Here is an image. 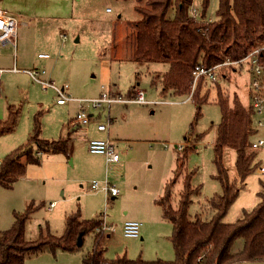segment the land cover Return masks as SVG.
<instances>
[{
    "label": "rangeland",
    "instance_id": "obj_1",
    "mask_svg": "<svg viewBox=\"0 0 264 264\" xmlns=\"http://www.w3.org/2000/svg\"><path fill=\"white\" fill-rule=\"evenodd\" d=\"M137 4L136 0H0V8L18 21L17 39H11L16 50L11 44H0V69L8 70L1 81L0 129L11 115L17 119L11 131L0 135V158L25 146L37 131L40 138L48 141L70 138L68 156L43 152L39 158L38 148L32 145L40 163H26L24 155L21 161L25 172L12 185L0 184V231L9 230L15 215L24 214L34 204L38 209L26 225L28 241L38 240L41 234L61 236L67 217L78 214L82 220L101 218L113 228L95 232L104 235L101 245L105 259L126 256L148 262L173 261V226L163 217L157 201L163 197L166 184L176 176V207L188 173H193L192 185L199 189L192 197L190 219L212 218L214 212L207 202L222 193L221 184L215 179L213 150L221 121L216 89L219 85L231 103L238 95L245 106H251L256 77L251 61L220 68L214 83L205 81L211 93L197 118V107L189 95L163 92V85L156 78L166 73L167 64L135 60L136 32L131 26L142 18ZM193 6L202 12L201 0H195ZM218 7L219 0H210L206 21L215 18ZM173 14L174 10H170L169 16ZM40 53L49 54L50 59H38ZM14 67L19 71H9ZM35 68L46 70L44 78L51 74L50 80L58 87H66L74 99L96 98L103 91L131 98L142 91L149 103L116 104L100 110L87 104V112L93 116L88 125L79 128L74 124L79 104L59 105L54 90L43 89L24 72ZM256 78L264 95V75ZM133 89L136 92L131 95ZM254 119L263 124L252 142L264 137V111L255 112ZM100 124L109 125V130L96 135ZM186 137L192 141L188 153ZM108 138L120 141L117 146L121 160L110 167L104 155L92 154L88 148L89 140ZM184 154V167L176 174ZM258 155L257 161L260 157L264 164V153ZM235 160V151L226 149L224 164L240 189L223 221L226 224H234L244 212L252 211L263 191V176L258 170L241 184ZM105 181L119 190L118 196L91 189L93 182L102 186ZM128 222L142 223L139 238L124 235L123 227ZM95 234L87 235L74 252L45 250L27 257L25 264H81L93 251ZM242 247L239 239L233 251L238 253Z\"/></svg>",
    "mask_w": 264,
    "mask_h": 264
},
{
    "label": "trees",
    "instance_id": "obj_2",
    "mask_svg": "<svg viewBox=\"0 0 264 264\" xmlns=\"http://www.w3.org/2000/svg\"><path fill=\"white\" fill-rule=\"evenodd\" d=\"M136 1V10L142 18L131 26L136 32L135 60L167 64L166 73L156 78L162 83L163 92H173L179 96L192 93L191 99L198 110L197 118L201 116V107L209 101L211 91L206 88L205 79H200L193 89L196 67L212 68L227 60L240 61L253 49L264 47V0H219L215 18L210 22L206 21L210 0H201L199 20L190 14L195 0ZM170 10H174L172 17L169 16ZM259 60L264 66V50ZM216 90L221 121L216 129L213 150L217 169L215 179L220 182L222 193L214 195L207 202L214 212L210 220H202L199 216L191 220L189 209L192 197L199 192L192 185L193 173L184 177L176 207L173 205L176 176L166 184L164 195L157 203L163 210V217L173 226L170 236L175 251L173 261L148 262L130 260L126 256L105 259V250L101 245L104 235L95 234L102 227L103 219L82 220L78 214L67 217L61 236L41 234L38 240L28 241L26 225L38 209L31 204L24 214L15 215L14 224L9 230L0 231V264H25L27 257L45 250L53 253L57 250L74 252L83 245L84 238L93 233V251L84 257L81 264H239L264 261V176L261 181L263 191L259 194L261 200L254 209L244 212L243 218L234 224L223 222L240 194L238 181L231 180L224 164L225 150L232 149L236 153L235 168L241 184L260 165L257 153L248 151L251 138L259 134L254 121L255 110L252 105L245 107L238 95L231 103L219 85ZM16 121L15 116L11 115L0 129V135L11 131ZM185 140L188 153L192 149V141L189 137ZM69 143L70 138L67 137L54 141L42 139L37 131L25 146L4 158L0 167V184L12 185L17 176L25 172V164L21 161L24 155L26 163H40L32 145L38 148V152L68 156ZM185 159L186 154L179 159L176 174L181 172ZM239 239L243 241V247L235 253L233 247Z\"/></svg>",
    "mask_w": 264,
    "mask_h": 264
},
{
    "label": "built area",
    "instance_id": "obj_3",
    "mask_svg": "<svg viewBox=\"0 0 264 264\" xmlns=\"http://www.w3.org/2000/svg\"><path fill=\"white\" fill-rule=\"evenodd\" d=\"M191 16L199 20L200 13L197 9L194 8V6L190 9ZM210 20H207V22H210ZM17 29H18V21L17 19L9 14L4 9L0 8V44L6 45L11 44L14 49L16 50L17 45L12 43L11 39H17ZM264 50V47H258L253 49L247 57L240 61L231 62L229 60L216 65L212 68H205L203 66H197L194 73H193V89L195 88L196 84L200 79H205L206 82H212L214 83L217 80V71L220 68H223L225 66L230 65H241L246 61H251L252 64V70L254 71V74L256 77H263L264 75V66L260 63L259 56L260 53ZM38 59L40 60H47L50 59L49 54L40 53L38 55ZM8 70L0 69V98L2 97V76L5 72ZM9 71L18 72L19 70L14 67L13 69ZM25 73H27L33 82L41 85L43 89H52L55 91L57 95V103L59 105H65L68 102H78L79 109L76 114L74 123L78 124L80 126L88 125L91 119V115L88 114L86 105L90 104L94 110H100L108 108L110 109L113 105L116 104H128V103H136V104H148L149 102L145 98V94L142 91H137L134 96L131 98H124L120 94H113L107 91H103L98 97L96 98H90V99H74L71 96H69L67 88L66 87H58L56 83L53 80H50L49 78L45 79L44 76L47 74L46 70L44 69H31V70H24ZM255 77L253 80L252 86L254 87V92L252 94V107L254 108L255 112L258 114H262L264 111V106L262 102L264 101V95L260 92L262 90V85L260 83V80H258ZM192 98V93L189 95L188 99ZM263 122L260 120L255 121V126L257 130L260 132L261 126ZM109 125H98V130L100 132H105L108 130ZM89 151L92 154H101L104 155L106 158V165L107 167L113 166L114 164H117L120 162V152L118 150V146L115 142L111 140H100V139H93L89 141L88 145ZM250 149L252 152L262 154L264 153V137H259L258 139L254 140L251 143ZM37 156L39 158L43 157L42 152H38ZM4 159L0 158V167L3 164ZM262 160H259L260 162L258 167V172L264 176V164L261 162ZM91 189L93 190H100L105 192V194L109 196H118L119 190L111 186L107 181L104 182V184L101 186L98 182H93L91 184ZM53 206V205H51ZM142 223L139 222H128L123 227V233L126 237L129 238H139L140 237V231H141ZM113 230V228L108 227L105 222H103L102 227L98 229V231H106V230ZM200 260V259H199Z\"/></svg>",
    "mask_w": 264,
    "mask_h": 264
},
{
    "label": "crops",
    "instance_id": "obj_4",
    "mask_svg": "<svg viewBox=\"0 0 264 264\" xmlns=\"http://www.w3.org/2000/svg\"><path fill=\"white\" fill-rule=\"evenodd\" d=\"M13 69V68H12ZM3 70H6V69H3ZM48 78L49 79H51L52 78V75L50 74L49 76H48ZM160 78V77H159ZM136 92V89H133L132 91H131V93L130 94H133V93H135ZM114 94V93H113ZM116 94V93H115ZM100 95V94H99ZM69 103V102H68ZM75 103H78V102H75ZM244 105V104H243ZM245 106V105H244ZM245 107H247V106H245ZM79 109V108H78ZM91 116H93L92 114H91ZM76 117V116H75ZM74 120H75V118H74ZM257 119H254V121H256ZM109 123H111V121L109 122ZM75 124V123H74ZM77 127H81L80 125H78V124H75ZM101 125V124H100ZM108 130H109V127H108ZM108 130L107 131H105V132H108ZM102 133H104V132H100L99 130H98V126H97V132H96V135H102ZM93 140V139H92ZM107 140H111V141H113V142H115L117 145L118 144H120V141L118 140V139H113V138H111V139H107ZM89 141H91V140H89ZM88 145H89V142H88ZM119 146V145H118Z\"/></svg>",
    "mask_w": 264,
    "mask_h": 264
},
{
    "label": "water",
    "instance_id": "obj_5",
    "mask_svg": "<svg viewBox=\"0 0 264 264\" xmlns=\"http://www.w3.org/2000/svg\"><path fill=\"white\" fill-rule=\"evenodd\" d=\"M80 244H81V242H80Z\"/></svg>",
    "mask_w": 264,
    "mask_h": 264
}]
</instances>
